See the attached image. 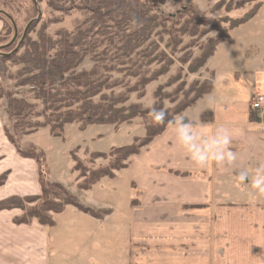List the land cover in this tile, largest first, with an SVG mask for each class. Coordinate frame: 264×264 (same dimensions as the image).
<instances>
[{"label":"crops","instance_id":"1","mask_svg":"<svg viewBox=\"0 0 264 264\" xmlns=\"http://www.w3.org/2000/svg\"><path fill=\"white\" fill-rule=\"evenodd\" d=\"M250 61L257 64L242 69L245 77L251 75L244 92H238L242 72L230 81L220 78L221 84L214 79L213 90L188 107L196 109L194 117L189 109L183 113L194 123V144L203 147L224 129L234 158L195 164L170 124L148 148L131 157L138 159L140 169L131 178L132 197L122 224H107L116 214L110 207L107 216L89 219L92 227L87 229L72 223L60 229V213L55 214V228L38 219L18 224V208L2 210L0 264H264V192L254 187L258 176L264 179V112L252 106L256 95L264 96V56ZM205 111H212L209 121L200 118ZM2 132L0 156L14 151ZM146 155L148 161L142 160ZM11 167L0 163V172ZM14 172L0 187V200L19 194ZM135 196L138 204L132 202ZM123 232L125 243L111 262V234ZM80 236H91L102 250L84 256Z\"/></svg>","mask_w":264,"mask_h":264},{"label":"rangeland","instance_id":"2","mask_svg":"<svg viewBox=\"0 0 264 264\" xmlns=\"http://www.w3.org/2000/svg\"><path fill=\"white\" fill-rule=\"evenodd\" d=\"M91 1L0 0V10H2L0 11V54L9 56L16 52H23L24 40L27 37L32 40L38 39V35L42 30L47 31L48 34L54 37L61 29L74 31L78 25L87 20L89 15L87 8L89 6L95 7L94 4H90ZM260 1L264 2V0H158L154 5V13L158 17L157 23L152 33L148 35L147 42L157 43L158 47L155 54L164 51L166 59L154 62L150 68L153 71L167 68L168 71L146 85L144 96H141L140 92H133L129 101L140 103L149 109L151 106H155L158 109L174 111L185 94L192 96L194 88L200 87L214 73V79L218 84H221L222 79L228 78L230 81L235 74L236 76L241 75L242 69L256 68L257 62L252 65L250 60L252 57H258L261 54L264 56V4L249 21L234 29L231 28V23L233 20L243 17ZM3 11L12 17L16 23L18 30L16 37L14 24ZM193 14L197 21L192 20ZM205 19H211L214 22L205 25V21H203ZM30 21L32 22L22 44L18 47ZM99 34L98 27H94L91 35H95L97 38ZM228 35L229 37L225 38ZM219 40L222 42L218 44L215 53L208 59L206 65L197 71H192L196 59L210 47L211 43ZM13 60H4L1 64V67L4 68L3 79L5 85L14 91L15 96L24 97L29 102L38 104V108H42L41 101L34 97L30 86H17L16 79H13L12 76L22 65ZM94 63L91 57L87 56L77 70H89ZM122 68H125V65L119 64L117 69L111 71L113 79H122L124 82L133 83L134 78L131 79L125 71H119ZM241 77V82L238 83L240 94L245 91L244 87H248L246 86V79L249 80L251 75L245 77L242 72ZM160 87L163 99L159 100L155 92ZM122 89L123 87H116L115 91L118 92ZM234 92L231 91L230 93ZM153 102H155L154 105ZM187 109H189V115L194 117L196 109L194 107L193 109ZM185 111L176 115L175 118L183 115ZM39 119L42 120L43 118L40 117ZM10 124L7 113V99L3 98L0 100V131L2 129L4 131L1 137L6 138L7 143L14 151L0 156L2 167L7 164L12 166L8 169L3 168L0 172V175H2L5 171H10L7 180L0 187L6 185L14 169L13 183L17 186L16 191L19 192L16 195L24 196L25 192L36 194L37 190H39L38 194H41L38 162L36 159L27 158L18 153L5 131V127ZM79 126V123L66 125L61 137L53 136L49 131V127H43L33 133L21 135L18 140L21 147L25 149L30 150L29 148L35 146L44 152L45 158L42 169L46 177L62 183L86 205L96 208H115L116 214L107 224H122L132 197V185L134 186V184H132L131 178L135 174L139 175L138 159L132 161V157L129 167L115 170L116 177H103L91 189L81 190L79 183L82 178L79 177V171L74 168L73 155L80 157L89 168L107 165L110 162L109 158H97L92 162L90 159L91 152H109L112 147L124 146L132 143L136 138H143L146 135V122L142 117H137L129 123L118 126L95 124L83 130ZM149 146L142 148V152ZM142 160L148 161V156L146 155ZM118 171L119 173H117ZM136 196L138 197V194ZM136 196L133 198L134 204L139 202ZM36 203L34 202L28 206H33ZM18 210L20 212L19 216H21L24 211L19 208ZM113 213L112 215H114ZM104 216L105 214L102 215V218ZM93 217L73 205H68L57 216L58 226H60V229H64L72 223L75 227L87 229L92 227L89 219H99ZM55 227L52 226V228ZM80 237L83 240V242L80 241V248L84 249V256L91 251L98 253L99 249L102 250L92 240L91 236ZM124 243V232L111 234V262L116 259V250L120 249Z\"/></svg>","mask_w":264,"mask_h":264},{"label":"trees","instance_id":"3","mask_svg":"<svg viewBox=\"0 0 264 264\" xmlns=\"http://www.w3.org/2000/svg\"><path fill=\"white\" fill-rule=\"evenodd\" d=\"M157 1L92 0L90 4L95 7L87 8V20L74 31L61 29L54 37L42 30L38 39L27 37L24 40L23 52L9 56L0 54V100L7 99V113L11 122L5 127V131L18 153L37 160L41 183V194L10 195L0 200V211L15 208L24 211L21 216L14 218L16 223L28 224L33 218H37L42 225L55 226L54 215L62 213L68 205L97 218L112 212L108 208H96L82 203L78 196L62 183L46 177L42 169L44 152L35 146L29 148L30 150L21 147L18 140L21 135L49 127L53 136L61 137L68 124L79 123V128L83 130L95 124L118 126L142 117L146 122V135L143 138H136L124 146L112 147L109 152H91L92 162L97 158H109L107 165L89 168L80 157L73 155L74 168L82 178L79 188L89 190L103 177H116L115 170L128 167L131 157L139 154L142 148L163 133L176 115L213 90L214 72L209 80L194 88L192 96L185 94L174 111L165 110L167 116L163 124L153 120L149 108L129 101L133 92H140V95L144 96L146 85L168 71L167 68L156 71L150 68L154 62L166 59L164 51L155 54L157 43L147 42L148 35L152 33L158 19L154 13ZM263 4V1L256 3L243 17L233 20L231 28L249 21ZM193 16L192 20H196L194 14ZM203 21L205 25L214 22L211 19ZM94 27H98L100 33L97 38L91 35ZM115 37L117 39H114ZM227 37L229 35L225 38ZM221 42L219 40L211 43L196 59L192 71L205 66ZM87 56L95 62L92 68L77 70ZM4 60H13L22 65L12 77L16 79L17 86L31 87L34 97L41 101L42 108H38V104L31 103L24 97L15 96L14 91L5 85L4 68L1 67ZM119 64L125 65V68L119 71H125L131 79L134 78L133 83L113 79L111 71L117 69ZM116 87L123 89L116 92ZM161 92V87L155 92L159 100L162 98ZM40 117L43 119L40 120ZM200 118L202 121H209L212 111L203 112ZM252 119L258 121L257 115L252 114ZM9 173L7 170L0 175V185L5 183ZM34 202L37 203L28 206Z\"/></svg>","mask_w":264,"mask_h":264},{"label":"clouds","instance_id":"4","mask_svg":"<svg viewBox=\"0 0 264 264\" xmlns=\"http://www.w3.org/2000/svg\"><path fill=\"white\" fill-rule=\"evenodd\" d=\"M155 102H153L154 105ZM153 120L156 123L163 124L167 116V112L164 109H158L155 106L150 108ZM178 130V143L187 151L192 161L200 166L205 165L209 159L216 161H223L226 156L234 158V154L230 153L229 146L231 139L227 134L226 130L218 129L214 138H210V142L205 144L203 147L194 144L193 133L196 132L194 123L188 120L185 116L180 115L171 121ZM200 135H203L199 132ZM254 187L264 192V179L259 176L254 181Z\"/></svg>","mask_w":264,"mask_h":264},{"label":"built area","instance_id":"5","mask_svg":"<svg viewBox=\"0 0 264 264\" xmlns=\"http://www.w3.org/2000/svg\"><path fill=\"white\" fill-rule=\"evenodd\" d=\"M252 106L255 110H257L260 114L264 112V96L259 94L256 95L255 100L252 103Z\"/></svg>","mask_w":264,"mask_h":264},{"label":"water","instance_id":"6","mask_svg":"<svg viewBox=\"0 0 264 264\" xmlns=\"http://www.w3.org/2000/svg\"><path fill=\"white\" fill-rule=\"evenodd\" d=\"M0 11H2V10H0ZM3 13H5L4 11H3ZM6 14V13H5ZM10 19H11V21L13 22V24H14V28H15V37L17 36V34H18V30H17V26H16V23L14 22V20L12 19V17H10L8 14H6ZM32 21H30L29 22V24L27 25V27H26V29H25V31H24V33H23V36H22V39H21V41H20V44H19V46L18 47H20L21 46V44H22V41H23V39H24V37H25V35H26V33H27V31H28V27H29V25H30V23H31Z\"/></svg>","mask_w":264,"mask_h":264}]
</instances>
